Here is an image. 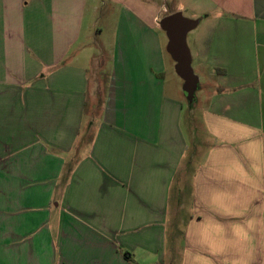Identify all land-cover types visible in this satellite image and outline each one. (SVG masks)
<instances>
[{
    "label": "crops",
    "instance_id": "crops-1",
    "mask_svg": "<svg viewBox=\"0 0 264 264\" xmlns=\"http://www.w3.org/2000/svg\"><path fill=\"white\" fill-rule=\"evenodd\" d=\"M110 3L95 53L86 0H0V264H264V0ZM168 6L199 19L202 137L166 81Z\"/></svg>",
    "mask_w": 264,
    "mask_h": 264
},
{
    "label": "rangeland",
    "instance_id": "rangeland-1",
    "mask_svg": "<svg viewBox=\"0 0 264 264\" xmlns=\"http://www.w3.org/2000/svg\"><path fill=\"white\" fill-rule=\"evenodd\" d=\"M170 6H168L167 13L171 12ZM184 16H189L190 11L185 10L184 12L181 11ZM117 13L118 11L113 8V6L110 3V0H86V8H85V17H84V28H83V43L84 47L90 48L91 52H97L99 50V47L101 44H104L106 47V50L112 49L113 47V26H115L116 20H117ZM165 15V14H164ZM163 15V16H164ZM162 16V17H163ZM161 17V18H162ZM200 28V25L195 28L194 30H197ZM162 30V29H161ZM193 31V30H192ZM187 35V43L189 45V41H191L192 35L191 32ZM164 35L165 39V56L168 60V68H167V74H166V81L168 83V86L175 87V85L179 88L182 87V94L181 100L183 102V108L184 112L182 114V122L183 125L189 129V126H198L199 132L197 130L196 136L202 137L204 135L203 131L201 130L203 126L202 117H201V110L202 108L207 106V103L202 100L201 94H198V99H195L193 102H190L188 98L186 97L184 90H183V84L184 81L181 77H179L175 71V61L171 57V55L166 50V44H167V35L164 30L161 31ZM190 47V46H189ZM106 57L104 55H100L95 62V66H98L97 69L100 72V77L102 78V81L104 82V79L106 77L107 70L105 68V62ZM193 70L195 74L197 75L198 69L194 68L192 65ZM90 72L92 73V79L95 78L96 70L94 66L91 64ZM106 72V73H105ZM203 75L207 77L208 79L215 82L216 77H211L209 75V71L207 69L202 70ZM92 80V81H93ZM178 83H176V81ZM96 89L93 88V92H95ZM96 101L98 99V96L95 97ZM191 130V129H189ZM188 130L189 136L190 131ZM192 132V130H191ZM193 135V134H192ZM181 209L185 210L188 206V198H189V190L185 186L183 187V191L181 193ZM174 231V230H173Z\"/></svg>",
    "mask_w": 264,
    "mask_h": 264
},
{
    "label": "water",
    "instance_id": "water-1",
    "mask_svg": "<svg viewBox=\"0 0 264 264\" xmlns=\"http://www.w3.org/2000/svg\"><path fill=\"white\" fill-rule=\"evenodd\" d=\"M198 23V18L186 17L179 10L163 16L159 21L168 39L166 50L175 61V71L184 81L183 90L190 102L195 100L199 78L192 67L187 35L197 27Z\"/></svg>",
    "mask_w": 264,
    "mask_h": 264
},
{
    "label": "trees",
    "instance_id": "trees-1",
    "mask_svg": "<svg viewBox=\"0 0 264 264\" xmlns=\"http://www.w3.org/2000/svg\"><path fill=\"white\" fill-rule=\"evenodd\" d=\"M172 13V12H169V14Z\"/></svg>",
    "mask_w": 264,
    "mask_h": 264
}]
</instances>
